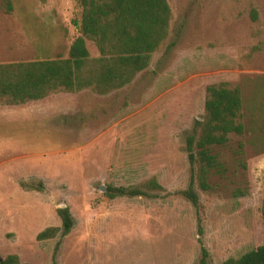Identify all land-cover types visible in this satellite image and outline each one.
I'll return each mask as SVG.
<instances>
[{"label":"rangeland","instance_id":"rangeland-1","mask_svg":"<svg viewBox=\"0 0 264 264\" xmlns=\"http://www.w3.org/2000/svg\"><path fill=\"white\" fill-rule=\"evenodd\" d=\"M167 1L168 38L129 84L0 104V257L199 264L205 249L208 264H221L264 244V0ZM80 14L77 0H0V63L68 57ZM219 82L240 89L244 131L214 148L224 170L206 191L194 183L195 207L178 194L190 182L184 147ZM151 178L161 190L144 186ZM107 186L155 196L110 198ZM62 206L74 226L56 250L59 235L36 236L60 226Z\"/></svg>","mask_w":264,"mask_h":264},{"label":"trees","instance_id":"trees-1","mask_svg":"<svg viewBox=\"0 0 264 264\" xmlns=\"http://www.w3.org/2000/svg\"><path fill=\"white\" fill-rule=\"evenodd\" d=\"M9 2V0H8ZM81 7L78 27L69 48L68 57L13 61L0 63V104H22L38 100L57 91L75 92L90 88L99 94L118 90L129 84L146 69L152 53L164 45L169 35L172 12L167 0H77ZM91 40L99 53L90 57L85 40ZM171 44L167 47L170 48ZM242 97L237 86L227 82L210 84L206 88L204 114L196 119L186 137L184 150L190 165V182L178 194L198 207L194 183L206 191L209 177L222 172L223 163L214 148L226 144L231 134H242L240 121ZM23 190L42 191V184L20 182ZM148 189L161 190L156 179H149ZM107 196H149L139 188L107 186ZM56 212L60 226H49L37 234L38 240L59 235L58 249L63 237L74 226L68 207ZM264 215V199L262 205ZM0 264H21L18 255L9 254ZM199 264H208L202 249ZM221 264H264V244L249 250L238 258H228Z\"/></svg>","mask_w":264,"mask_h":264},{"label":"water","instance_id":"water-1","mask_svg":"<svg viewBox=\"0 0 264 264\" xmlns=\"http://www.w3.org/2000/svg\"><path fill=\"white\" fill-rule=\"evenodd\" d=\"M102 190H105V187H103V188H101ZM62 207H64V206H62ZM3 258L2 257H0V261L2 260Z\"/></svg>","mask_w":264,"mask_h":264}]
</instances>
